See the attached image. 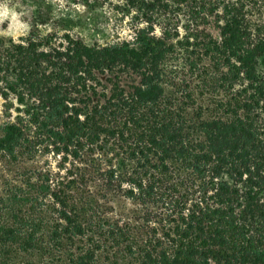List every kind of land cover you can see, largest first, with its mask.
Here are the masks:
<instances>
[{
	"label": "trees",
	"instance_id": "1",
	"mask_svg": "<svg viewBox=\"0 0 264 264\" xmlns=\"http://www.w3.org/2000/svg\"><path fill=\"white\" fill-rule=\"evenodd\" d=\"M72 1L0 35V264H264V0Z\"/></svg>",
	"mask_w": 264,
	"mask_h": 264
},
{
	"label": "rangeland",
	"instance_id": "2",
	"mask_svg": "<svg viewBox=\"0 0 264 264\" xmlns=\"http://www.w3.org/2000/svg\"><path fill=\"white\" fill-rule=\"evenodd\" d=\"M32 4L50 15V23L55 28L66 30L86 42H92L94 37L100 38L103 33L118 25V20H113L107 11L89 12L72 0H0V35L17 38L28 33L33 27L30 15ZM37 28L41 32L51 29L42 25ZM121 37L130 38L128 33H122ZM1 111L0 98V114Z\"/></svg>",
	"mask_w": 264,
	"mask_h": 264
}]
</instances>
